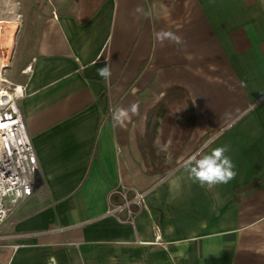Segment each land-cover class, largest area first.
I'll return each mask as SVG.
<instances>
[{"label": "crops", "instance_id": "0c3cea01", "mask_svg": "<svg viewBox=\"0 0 264 264\" xmlns=\"http://www.w3.org/2000/svg\"><path fill=\"white\" fill-rule=\"evenodd\" d=\"M0 14H17L33 42L18 107L38 163L1 229L18 246L0 263L264 264V0H0ZM171 86L192 103L189 130L186 105L181 123L147 125ZM133 103L115 124L111 110ZM218 146L236 177L189 180L184 162ZM120 181L146 191L134 227L106 214Z\"/></svg>", "mask_w": 264, "mask_h": 264}, {"label": "built area", "instance_id": "2783aa9c", "mask_svg": "<svg viewBox=\"0 0 264 264\" xmlns=\"http://www.w3.org/2000/svg\"><path fill=\"white\" fill-rule=\"evenodd\" d=\"M31 72L30 63L21 69L25 75ZM24 94L25 87L21 83H11L10 87L0 91V249H16L18 246L10 241L14 235L2 233L1 229L31 194L38 171V163L18 107V101ZM145 195V190L120 181L108 192L106 214L134 227L136 215L144 208ZM152 232V243L161 244L157 223L152 224Z\"/></svg>", "mask_w": 264, "mask_h": 264}, {"label": "clouds", "instance_id": "9594fccd", "mask_svg": "<svg viewBox=\"0 0 264 264\" xmlns=\"http://www.w3.org/2000/svg\"><path fill=\"white\" fill-rule=\"evenodd\" d=\"M157 39L161 43L166 39L177 44L181 42V37L171 32L158 33ZM97 75L107 82L112 75L110 67L106 65L97 68ZM111 112L115 124L123 125L124 121L130 118V113L134 115L138 112V105L133 103L129 108L117 107ZM228 151L227 146H218L202 155L200 153L193 154L184 162L187 178L193 183H198L201 187L229 183L237 173L234 170L235 165L232 159L225 154Z\"/></svg>", "mask_w": 264, "mask_h": 264}, {"label": "rangeland", "instance_id": "374dc122", "mask_svg": "<svg viewBox=\"0 0 264 264\" xmlns=\"http://www.w3.org/2000/svg\"><path fill=\"white\" fill-rule=\"evenodd\" d=\"M7 15L0 14V31L3 33L6 29L10 30L7 25L14 24L11 30L12 36L10 38V45L3 46L0 43V91L11 86V83H18L21 81L22 73L20 66L22 62L27 58L33 49V42L28 39L27 31L20 30V19L17 14H11V18L8 19ZM3 27V28H1ZM1 39V36H0ZM1 42V40H0ZM4 63V64H3ZM5 65V66H4ZM183 112L176 106L170 112V116H175L176 124L181 123L183 118ZM175 149V148H174ZM172 148V152L174 151ZM168 152L171 150L167 147ZM168 161V159H166ZM173 164V162H172Z\"/></svg>", "mask_w": 264, "mask_h": 264}, {"label": "trees", "instance_id": "16d2710c", "mask_svg": "<svg viewBox=\"0 0 264 264\" xmlns=\"http://www.w3.org/2000/svg\"><path fill=\"white\" fill-rule=\"evenodd\" d=\"M187 106L189 114L185 117L186 120V128L189 130L194 123L195 117L193 113V106L190 100L187 98V94L185 89L179 86H171L168 87L163 96L157 101V103L150 109L147 114V125L151 127V129H155L158 124V120L161 119L165 123H169L172 117L170 116V112L176 106L180 108L182 106ZM153 131V130H151ZM188 133L184 134V138L182 140V147L185 144ZM142 145V141L140 142ZM146 144V143H144ZM150 143H148L149 145ZM242 191V189L235 190V193Z\"/></svg>", "mask_w": 264, "mask_h": 264}, {"label": "bare ground", "instance_id": "6f19581e", "mask_svg": "<svg viewBox=\"0 0 264 264\" xmlns=\"http://www.w3.org/2000/svg\"><path fill=\"white\" fill-rule=\"evenodd\" d=\"M1 28H3V27H1ZM4 64V63H3ZM5 66V65H4Z\"/></svg>", "mask_w": 264, "mask_h": 264}]
</instances>
